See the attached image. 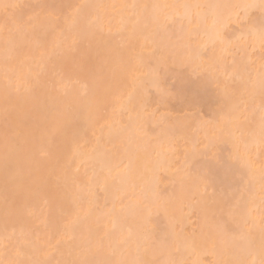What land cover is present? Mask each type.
Returning <instances> with one entry per match:
<instances>
[{
	"label": "bare ground",
	"instance_id": "1",
	"mask_svg": "<svg viewBox=\"0 0 264 264\" xmlns=\"http://www.w3.org/2000/svg\"><path fill=\"white\" fill-rule=\"evenodd\" d=\"M260 4L0 0V264L258 262Z\"/></svg>",
	"mask_w": 264,
	"mask_h": 264
},
{
	"label": "snow or ice",
	"instance_id": "2",
	"mask_svg": "<svg viewBox=\"0 0 264 264\" xmlns=\"http://www.w3.org/2000/svg\"><path fill=\"white\" fill-rule=\"evenodd\" d=\"M10 7H16V6L15 5H9V4L3 5V8L5 10V17H4L5 27H8L10 22H12L13 24L15 23V18L10 17L8 15L7 10ZM68 7H74L76 9L77 15L83 17L85 15V9L89 8L90 6H88V5H75V6H68ZM196 7H200V6H196ZM237 7L248 8V7H254V6L253 5H241V6H237ZM260 8H261L262 12H264V0H261ZM66 20H67V18H66ZM23 35H24L23 31L19 27H15V31L10 32L11 39H15L16 36H20L21 38H23ZM259 38H260L262 46H264V22H262L260 25ZM262 112H264V109H262ZM262 121H264V116H262ZM261 134H262V136H264V123H262ZM28 247H30V243L28 240L20 239V240L16 241V250H17L18 255H23L25 249ZM11 264H43V262H41L39 260H36V261L27 260L26 261L23 259H19V260L12 261ZM245 264H264V237H262V240H261V258H260V260L257 262L255 259H252L250 262H245Z\"/></svg>",
	"mask_w": 264,
	"mask_h": 264
},
{
	"label": "rangeland",
	"instance_id": "3",
	"mask_svg": "<svg viewBox=\"0 0 264 264\" xmlns=\"http://www.w3.org/2000/svg\"><path fill=\"white\" fill-rule=\"evenodd\" d=\"M170 77H172V75H168V79H167V76L163 77L162 79L166 78L167 80H169V81H167V83H168V84H171V86L173 87L172 82H173V80H174V82H176V79L173 78V79H172V82H171V81H170V79H171ZM163 83H164V82L162 81V84H163ZM165 83H166V81H165ZM165 83H164V84H165ZM167 83H166V84H167ZM168 84H167V85H168ZM173 84H174V83H173ZM168 87L170 88V86H168ZM174 87H175V86H174ZM174 87H173V88H174ZM164 88H167V86L164 85ZM173 88H171V89H173ZM171 89L168 91V93L170 92V94H174L175 92L173 93V91H172ZM167 90H168V88H167ZM169 107H170V109L173 111V108H171V107H173V106L170 105ZM177 109H178V108H177ZM174 110H176V107H174ZM178 110H179V109H178Z\"/></svg>",
	"mask_w": 264,
	"mask_h": 264
}]
</instances>
